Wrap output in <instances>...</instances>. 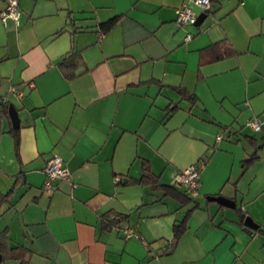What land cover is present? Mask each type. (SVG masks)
Segmentation results:
<instances>
[{
    "label": "crops",
    "instance_id": "crops-1",
    "mask_svg": "<svg viewBox=\"0 0 264 264\" xmlns=\"http://www.w3.org/2000/svg\"><path fill=\"white\" fill-rule=\"evenodd\" d=\"M17 3L18 25L0 19V264H264V0L210 1L183 27L187 0ZM217 42L234 54L213 59ZM52 155L69 175L45 194ZM200 158L192 196L173 174ZM144 165L153 183H134Z\"/></svg>",
    "mask_w": 264,
    "mask_h": 264
},
{
    "label": "built area",
    "instance_id": "built-area-1",
    "mask_svg": "<svg viewBox=\"0 0 264 264\" xmlns=\"http://www.w3.org/2000/svg\"><path fill=\"white\" fill-rule=\"evenodd\" d=\"M190 4L199 8L200 12L206 13L210 9V0H187V3H183L175 10L173 21L177 27L193 25L195 23L198 14L192 10ZM19 17L20 10L17 0H4V9L0 14L2 23L5 24L6 19H9L14 25H18ZM189 37V34H185L183 41L188 40ZM246 126L253 131L260 129L259 123L254 120L247 121ZM221 137V135H218L216 136V139H220ZM202 166V162L197 161L196 163L175 172L173 174L174 183L182 186L187 194L192 196L195 195L198 186V173ZM43 172L45 179L42 185V190L45 194L52 192L54 188L53 182L56 179H67L69 175L63 165L62 159L57 155L49 157L44 166ZM123 233L125 237L135 236V234L127 228L123 229Z\"/></svg>",
    "mask_w": 264,
    "mask_h": 264
},
{
    "label": "trees",
    "instance_id": "trees-1",
    "mask_svg": "<svg viewBox=\"0 0 264 264\" xmlns=\"http://www.w3.org/2000/svg\"><path fill=\"white\" fill-rule=\"evenodd\" d=\"M210 1H216V0H210ZM115 17L109 19L108 21H106L105 23L100 25V28L103 32L107 31L115 22ZM215 54L213 56V59H219L223 56H228V55H232L234 54V51L232 50L231 47H229L228 45L226 46L223 42H217L214 43L213 45ZM75 54L72 55V57H74ZM64 63V59L61 60L60 65L62 66ZM65 64V63H64ZM185 95V94H184ZM3 110L5 111V103H1ZM15 137V136H14ZM16 137H15V142H16ZM248 141L250 143H252V145H255V142L253 140V138L251 137H247ZM256 148V146H255ZM256 156L254 153H252L248 158L244 159L242 161V165L245 166L248 163H250L253 159H255ZM198 161H201L202 164L205 163V158H200ZM153 178L150 176L149 174V170L148 168L144 165L142 166V174L140 175V177L136 180H134V183H141V182H145V183H153ZM8 195V193L5 194H1L0 193V203L3 201V199L6 198V196ZM244 218L243 214H240V220L242 222ZM184 229V219H182L181 221L177 222V223H173L172 224V241H176V239L178 238L179 234L183 231ZM171 241V242H172ZM5 246H6V242H5V232L4 231H0V258H2L3 256V251H5ZM20 263V264H24Z\"/></svg>",
    "mask_w": 264,
    "mask_h": 264
},
{
    "label": "water",
    "instance_id": "water-1",
    "mask_svg": "<svg viewBox=\"0 0 264 264\" xmlns=\"http://www.w3.org/2000/svg\"><path fill=\"white\" fill-rule=\"evenodd\" d=\"M205 17V13L201 12L200 14L197 15L196 17V21L194 23V25L200 23V21ZM7 111H8V116L10 118L11 124L13 127H16L18 125V118L16 115V111L15 109L12 107V105H8L7 107ZM210 200H214L216 202H218L219 204L226 206V207H232L233 202L230 199L218 196V197H209ZM244 224L249 227V228H254L255 224L248 218L245 217L244 218Z\"/></svg>",
    "mask_w": 264,
    "mask_h": 264
},
{
    "label": "rangeland",
    "instance_id": "rangeland-1",
    "mask_svg": "<svg viewBox=\"0 0 264 264\" xmlns=\"http://www.w3.org/2000/svg\"><path fill=\"white\" fill-rule=\"evenodd\" d=\"M1 224H2V223H1V219H0V226H2Z\"/></svg>",
    "mask_w": 264,
    "mask_h": 264
}]
</instances>
